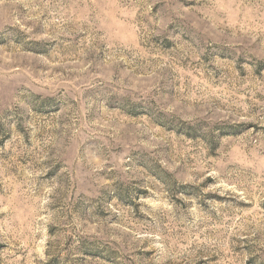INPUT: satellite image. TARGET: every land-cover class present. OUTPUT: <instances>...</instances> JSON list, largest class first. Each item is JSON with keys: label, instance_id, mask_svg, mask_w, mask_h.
<instances>
[{"label": "rangeland", "instance_id": "obj_1", "mask_svg": "<svg viewBox=\"0 0 264 264\" xmlns=\"http://www.w3.org/2000/svg\"><path fill=\"white\" fill-rule=\"evenodd\" d=\"M0 264H264V0H0Z\"/></svg>", "mask_w": 264, "mask_h": 264}]
</instances>
